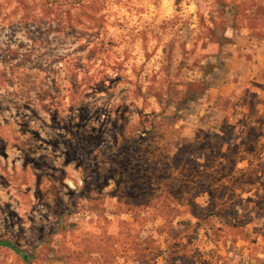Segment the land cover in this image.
<instances>
[{"label": "rangeland", "instance_id": "rangeland-1", "mask_svg": "<svg viewBox=\"0 0 264 264\" xmlns=\"http://www.w3.org/2000/svg\"><path fill=\"white\" fill-rule=\"evenodd\" d=\"M0 264H264V0H0Z\"/></svg>", "mask_w": 264, "mask_h": 264}, {"label": "trees", "instance_id": "trees-1", "mask_svg": "<svg viewBox=\"0 0 264 264\" xmlns=\"http://www.w3.org/2000/svg\"><path fill=\"white\" fill-rule=\"evenodd\" d=\"M64 221L61 219L60 220V222H58V227H61V228H63L64 230H67L68 229V226L67 225H65L64 223H63ZM185 226H186V228H187V230H189L190 229V227H191V224H190V222L188 223H183ZM183 225V226H184ZM200 230H201V228H200V225H199V223L197 224V226H196V228L194 229V231H195V234L196 235H198L199 233H200ZM8 247H11L10 245H7Z\"/></svg>", "mask_w": 264, "mask_h": 264}, {"label": "crops", "instance_id": "crops-1", "mask_svg": "<svg viewBox=\"0 0 264 264\" xmlns=\"http://www.w3.org/2000/svg\"><path fill=\"white\" fill-rule=\"evenodd\" d=\"M244 51H246L245 49H243L242 50V52H244ZM249 51V50H248ZM239 54H241V53H238V61H240L239 63L241 64L242 63V59H244L243 57H244V55L242 56V55H239ZM257 54V52L256 51H252L251 53H248V55H252L253 57L255 56ZM236 58V57H235ZM231 59V58H230ZM233 59V58H232ZM259 59V58H258ZM261 59V58H260ZM250 64H251V62H248L247 63V67L249 68L250 67Z\"/></svg>", "mask_w": 264, "mask_h": 264}]
</instances>
